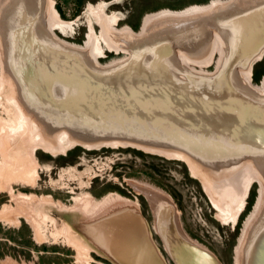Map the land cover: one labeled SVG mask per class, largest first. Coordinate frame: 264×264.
Masks as SVG:
<instances>
[{"label":"bare ground","instance_id":"bare-ground-1","mask_svg":"<svg viewBox=\"0 0 264 264\" xmlns=\"http://www.w3.org/2000/svg\"><path fill=\"white\" fill-rule=\"evenodd\" d=\"M110 3L87 5V33L79 47L65 43L54 33H73L77 19H61L52 1L0 0V56L6 73L0 77V87L7 84L11 91L4 105L10 106L11 115L0 120V189L5 187L14 200L32 203L33 193L15 192L9 183L19 180L27 186L36 182L37 149L56 155L77 144L88 150L102 148L104 144L119 145L118 140L97 143L96 135L107 129L115 138L120 131L141 150L181 158L184 162L187 159L194 175L203 182L216 216L224 224H236L251 184L260 180L261 189L264 186V170L256 168L264 169V84L259 87L250 81L251 66L264 55V0L214 1L205 7L164 11L146 17L138 33L130 27L115 28L120 18L115 12L108 14L106 6ZM35 41L39 43L36 48ZM246 43L249 46L240 52ZM104 48L129 55L101 67L97 58L104 54ZM214 54H219L215 70H202ZM15 57L26 63L39 57L44 68L35 69L34 78L20 72H16L17 76L12 68L6 72L4 67ZM230 59L234 62L225 73L223 67ZM64 61L72 63L71 67L62 70ZM81 62L98 71H93L97 80L89 79ZM92 103L97 111L89 113ZM85 129L90 130L91 141L82 138ZM16 136L23 143L14 140L12 152L19 153L14 156L8 152L4 139ZM159 139L164 142L156 143ZM25 146L28 151L22 150ZM8 167L17 174L7 178L9 183L1 171ZM150 190L154 229L163 237L172 261L220 264L214 254L206 262V250L186 238L177 218L173 220L169 211L174 205L167 197ZM44 197L49 200L45 202ZM41 199L42 207L52 204L48 195ZM73 199L88 215V236L96 231V237H100L97 242L103 248L108 246L110 252L117 245L133 250L134 236L127 238L125 230L137 219L134 211L124 215L125 210H120L122 213L107 217L102 224L93 223L100 213L108 212L115 198L107 195L94 199L86 193ZM118 200L130 201L119 194ZM130 205L138 207L137 202ZM10 208V204H4L0 215L10 216ZM42 217L55 222L46 213ZM110 220L113 221L108 224ZM175 221L178 229L174 227ZM244 229L238 264H264V194ZM60 231L63 234L66 228ZM70 242L79 245L75 237ZM116 249L120 250L118 246Z\"/></svg>","mask_w":264,"mask_h":264},{"label":"rangeland","instance_id":"rangeland-1","mask_svg":"<svg viewBox=\"0 0 264 264\" xmlns=\"http://www.w3.org/2000/svg\"><path fill=\"white\" fill-rule=\"evenodd\" d=\"M51 1L53 8L58 12V16L61 18V14H64L61 19H77V25L73 33L69 32L68 35H62L58 31L54 33L65 43L80 47L84 43L87 33V5L89 3L97 4L100 1H111L106 6L108 14L115 12L120 18L115 24V28L130 27L132 31L138 33L142 30L144 20L148 16L157 15L164 11H181L187 8L205 7L214 1L228 0H83L82 3L76 0ZM58 4L61 8V14L56 8ZM78 7H80L79 10ZM261 15L262 21L264 20V12ZM246 26L250 27V23H246ZM95 28L96 33L99 34V28L96 25ZM38 44L35 41L33 47L36 48ZM248 46L249 43H246L245 47H241L239 51L243 53ZM45 50L48 52L47 48ZM104 50V54L97 58L101 67L115 61L124 60L129 55L127 52H112L105 48ZM1 60L0 56V77L6 74L2 69ZM218 60L219 54H214L210 64L204 66L202 70H215ZM3 62L5 63L4 59ZM10 62L11 64L4 68L6 72L12 68L17 76H19V73L16 72H20L25 76L34 78L36 75L34 73L35 69L44 68L39 57L28 63L15 57ZM233 62L234 60L230 59L224 65L223 71L225 73L228 72L230 63ZM71 64L64 61L61 69L71 67ZM81 67H84L83 62H81ZM256 68L260 73L258 79L253 76ZM252 71L250 72V81L253 85L261 87L264 84V55L255 61ZM6 85L0 87V120L7 119L11 115L10 106H4L6 96L11 92L10 87ZM138 101L148 104L141 99H138ZM2 134L4 138V131ZM116 135V138L124 137L120 131ZM140 135L138 134V136ZM4 140L9 145L8 152H12V148H15L14 140L23 143L20 136ZM155 142L163 143L164 141L159 139ZM155 142L150 143L159 146ZM117 146L92 150L75 146L64 154L59 153L56 155L50 154L43 148L37 149L35 157L39 177L34 184H27V186H24L19 180H12L9 183L7 178L17 174L10 171L12 168L9 167L11 166L8 167V170L2 168L4 170L1 171L7 175L6 180H4L14 187L15 192L33 193V199L35 198V200H32V203L28 202L31 200H14L5 190V187L0 189V207L3 208L4 204H10L11 206L10 216L0 215V264H111L110 262H103L100 259L102 257L95 253V250L79 234V227L82 231L87 229L88 215L83 214L79 209L81 204L73 198L86 193L94 199H101L107 195L115 198L114 205L107 208L109 213L107 211L104 214L100 213L97 218L91 219L93 223L94 221L98 222V219L106 212L109 216L117 214L118 211L122 213L124 205L137 202V206L142 213L146 214V216L143 215L147 217L150 226L152 225V228H154V206L148 197L150 189L153 194L167 197L174 205L175 208L172 209V212L170 209L169 212L172 214L173 220L177 218L179 221L180 228L186 238L192 240L196 246H202L206 250L205 252L214 254V258L220 264H236V262L238 264L239 251L241 252L240 245L243 243L242 239L246 233L244 226L260 204L264 194V186L261 189L260 180L258 182H256L257 180L254 181L249 187L245 206L238 217L237 223L233 225L230 222L224 224L216 216V209L211 206L207 192L201 184L203 182L198 175H194L187 159L184 162L181 158H179L180 160L178 158L171 159L172 157H164L159 154L148 153V151L144 152L143 149L126 147V145L125 147ZM22 150L28 151V147L25 146ZM12 154L17 156L19 153L17 151L12 152ZM19 161L21 162V160ZM197 164L203 171L206 170L199 163ZM256 168L264 170L262 167ZM1 178L3 177L1 176ZM118 194L130 201H119ZM47 195L50 197L52 204H49V206L43 205L44 207L40 206L41 198ZM44 198V201L49 200L46 197ZM57 205H60V207ZM43 213L52 217L55 222L52 223L49 219L44 220ZM254 216L252 219H254ZM34 220L39 221V224H35ZM112 221L110 220L108 224ZM90 225L92 224L90 223ZM63 228H66V231L63 234L60 233V237L58 232L60 230L62 232ZM95 229L99 230L98 227H95ZM161 231L164 233L163 230ZM171 233L175 234L174 232ZM95 234L96 231H91V238L97 242L100 237L97 236V238ZM159 236L161 237L160 234ZM74 237L79 245H72L70 242V239L73 241ZM161 239L164 243L163 237ZM80 245L81 247H79ZM163 256L168 264L174 263L170 254L168 256L171 260L166 255L163 254ZM210 256H206V262L211 258Z\"/></svg>","mask_w":264,"mask_h":264},{"label":"water","instance_id":"water-1","mask_svg":"<svg viewBox=\"0 0 264 264\" xmlns=\"http://www.w3.org/2000/svg\"><path fill=\"white\" fill-rule=\"evenodd\" d=\"M75 61H77V60H75ZM83 66H84L83 70L88 72L87 75L89 76V79L91 81L95 80L94 77H96V80L98 79V77L93 72V71L98 72L96 69L93 70L92 68L87 66L86 63L83 64ZM252 70H253V65L251 66V72H253ZM100 103H98V105L102 106V104H100ZM92 105L93 106H91L89 108V109H91V112H89V113H93V112L97 111V108L94 109V106H95L94 103H92ZM83 133H84V135L82 138H84V140H89V141L92 140V137H89L90 136V130L85 129V131L83 130ZM91 133L93 135L94 131ZM124 138L125 139L115 138L114 136H112V134L107 132V129H104V132L101 131L99 134L96 135V138H94V139L98 141L97 143H103L106 141L116 142L118 140L117 143L121 147H125V146H122L123 144H121V143L126 142V143H128V144H126L127 145L126 147L139 149L136 146H134L135 141H133L127 137H124ZM104 145H106V144H104ZM104 145L102 147H111V146H104ZM77 146L82 147L81 144L80 145L77 144ZM116 147H118V146H116ZM139 150H141V149H139ZM142 151H144V150H142ZM144 152H146V151H144ZM148 153H153V152H148ZM155 154H159V153H155ZM159 155L164 156L163 154H159ZM164 157H166V156H164ZM171 159H177V158H171ZM123 208L125 210L124 215H126L127 213L129 214L131 211H134L135 212L134 214L137 215L136 221L133 224H131L129 228H127V231L125 230V233L128 235L127 238H133V236H134L135 245L131 246V248H133L132 251L129 250L130 247L129 248H121L122 245L121 246L117 245L120 248V250L116 249L117 246H115V248L112 250V252H110V250L107 251L108 246L107 247L104 246V248L106 249L105 250L98 242L94 241L93 238L88 236L87 235L88 233L86 234L85 231H82L80 227L78 229L79 234L95 250V253H97L100 257L107 260L111 264H168L165 257L163 256L160 249L158 248V245L155 242L154 237L152 236L150 224L146 220V217L143 215L140 208L136 207L134 205L124 206ZM103 216L109 217V214L107 213ZM103 216H101L98 219V222L101 224L103 222H105L104 220L109 219V218H105ZM123 220H124V218H123ZM92 225H95V224H92ZM176 225L177 224L175 221L174 227H175V229H178V226H176ZM109 246L112 247V243ZM197 249H199V248H197ZM127 251H130V252H127ZM133 252H134V254H132ZM206 253H207V255H211L208 252H206ZM212 256L213 255H211L210 257L213 258ZM174 264H177V263L174 262Z\"/></svg>","mask_w":264,"mask_h":264},{"label":"flooded vegetation","instance_id":"flooded-vegetation-1","mask_svg":"<svg viewBox=\"0 0 264 264\" xmlns=\"http://www.w3.org/2000/svg\"><path fill=\"white\" fill-rule=\"evenodd\" d=\"M145 216H146V214L145 213H143ZM146 220H147V217H146ZM238 221V220H237ZM149 223V222H148ZM151 227V231H152V233H153V237H154V239H155V241H156V243H157V245H158V248L160 249V251L164 254V255H166L169 259H170V257L168 256L169 254H168V252L166 251V248L164 247V243H163V240L161 239V237L159 236V234L156 232V230L154 229V228H152L153 226L151 225L150 226ZM171 260V259H170ZM172 262V261H171ZM173 263V262H172ZM174 264V263H173Z\"/></svg>","mask_w":264,"mask_h":264},{"label":"trees","instance_id":"trees-1","mask_svg":"<svg viewBox=\"0 0 264 264\" xmlns=\"http://www.w3.org/2000/svg\"><path fill=\"white\" fill-rule=\"evenodd\" d=\"M77 2H79V3H82L83 2V0H76ZM56 8H57V10L60 12V14H61V8H60V6H59V4L56 6ZM80 9V7H78V10ZM76 13V12H75ZM61 16L62 17H64V14H61ZM258 74H260L259 73V71L257 70V68L254 70V72H253V76L255 77V78H257L258 79ZM103 262H105V263H108V261L107 260H105V259H103V258H100Z\"/></svg>","mask_w":264,"mask_h":264},{"label":"crops","instance_id":"crops-1","mask_svg":"<svg viewBox=\"0 0 264 264\" xmlns=\"http://www.w3.org/2000/svg\"><path fill=\"white\" fill-rule=\"evenodd\" d=\"M100 244V243H99Z\"/></svg>","mask_w":264,"mask_h":264}]
</instances>
